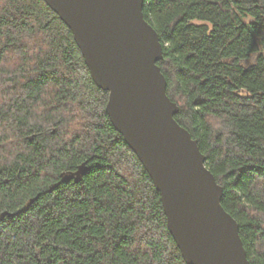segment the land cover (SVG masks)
Instances as JSON below:
<instances>
[{"label": "trees", "instance_id": "1", "mask_svg": "<svg viewBox=\"0 0 264 264\" xmlns=\"http://www.w3.org/2000/svg\"><path fill=\"white\" fill-rule=\"evenodd\" d=\"M143 12L175 119L264 264V0H145ZM108 102L45 0H0V264H186Z\"/></svg>", "mask_w": 264, "mask_h": 264}, {"label": "water", "instance_id": "2", "mask_svg": "<svg viewBox=\"0 0 264 264\" xmlns=\"http://www.w3.org/2000/svg\"><path fill=\"white\" fill-rule=\"evenodd\" d=\"M70 28L91 77L109 93L106 112L161 194L168 229L186 264H251L238 222L198 141L175 119L158 63L163 46L145 0H45ZM87 163L64 176L79 183Z\"/></svg>", "mask_w": 264, "mask_h": 264}]
</instances>
